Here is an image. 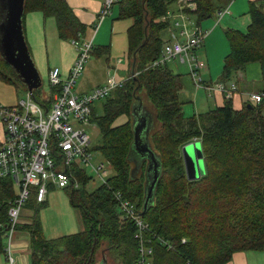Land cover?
Masks as SVG:
<instances>
[{"label":"trees","instance_id":"obj_1","mask_svg":"<svg viewBox=\"0 0 264 264\" xmlns=\"http://www.w3.org/2000/svg\"><path fill=\"white\" fill-rule=\"evenodd\" d=\"M221 1L191 0L192 6L183 7V11L195 17L198 25L222 10ZM176 2H115L119 4V18L133 19L127 30L131 74L100 99L104 100L102 115H98L99 100L93 106V120L101 128L102 140L92 144L112 173L105 183L89 191L86 185L91 178L80 169L77 177L81 186L65 188L70 202L81 210L84 229L75 233L47 238L38 214L46 202H39L36 193L32 194L25 204V208L34 210L30 223L18 224L30 233L31 264H96V249L105 242V248L120 264H143L138 226L122 210L117 197L120 193L122 199L134 203L141 215L147 163L137 170L130 156L137 91H145V100H141L153 112L150 140L162 160L154 202L141 215L147 225L142 231L143 243L152 249L148 255L151 264H225L236 252L264 249V97L259 103H245L241 109L227 97L221 106L184 114L181 74L170 69L171 59L156 64L171 40V21L162 17ZM36 10L56 19L61 39L85 38L87 25L66 0H25V12ZM246 13L250 22L245 30L229 27L225 31L230 50L224 58L220 82L232 80L247 64L259 62L264 94V0L251 1ZM92 52L102 56L109 50L107 46H94ZM188 70L191 75L189 66ZM0 76L27 90L1 56ZM52 92L44 93L40 100L51 104ZM122 115L129 118L115 124ZM195 139L202 143L206 171L198 178H189L182 146ZM15 192L12 180L0 178V258L6 249L9 201Z\"/></svg>","mask_w":264,"mask_h":264},{"label":"built area","instance_id":"obj_2","mask_svg":"<svg viewBox=\"0 0 264 264\" xmlns=\"http://www.w3.org/2000/svg\"><path fill=\"white\" fill-rule=\"evenodd\" d=\"M116 1L103 0L95 29L112 11ZM176 3L178 8L168 11L162 17V20L171 21V40L164 47L161 61L156 64L168 59L180 60L190 67L191 76L199 86L208 91L221 90L226 97L231 98L237 90L235 83H207L201 76L205 63L199 59L198 50L208 31L200 28L189 18L192 16L183 11V7L192 6L191 0H177ZM226 12L228 8L220 10L218 16ZM71 42L76 48V58L68 75L63 76L61 68L57 66L49 69L50 92L53 90L51 104L37 100L34 92L28 89L26 96L16 104H0V118L5 128L4 137L0 139V178L12 180L16 191L15 197L9 201L5 259L0 264L15 263L12 249L14 233L21 221L25 204L34 192L39 202H46L51 189L80 187L77 177L80 169H85L90 178L96 173L103 180L102 183L112 173L104 161L96 159L87 127L96 124L93 120L95 103L106 98L121 82L113 77L89 92H78L76 83L86 69L94 44L92 39L86 37L74 38ZM263 97V93L251 95L254 103H259ZM117 197L122 210L138 226L142 263L151 264L148 255L152 249L144 245L142 238V231L147 225L134 203L122 199L120 193Z\"/></svg>","mask_w":264,"mask_h":264},{"label":"rangeland","instance_id":"obj_3","mask_svg":"<svg viewBox=\"0 0 264 264\" xmlns=\"http://www.w3.org/2000/svg\"><path fill=\"white\" fill-rule=\"evenodd\" d=\"M115 6L119 7V4L116 3ZM172 7L174 9H177L178 5L176 7V3H173ZM111 14L107 17L113 19V16ZM192 17L189 16V18ZM193 18L195 20V17ZM176 30L178 31L179 27H177ZM91 32L95 34V32H97V29L93 28ZM112 33L114 36L115 44L118 45V48H120L121 46H125L122 49L125 50L122 53L123 56L121 57V55L118 56L113 55L108 61L107 57L97 56L93 52H91L90 58L93 57L94 59L93 61H91L93 62V66H92L93 68H91L92 70L91 72H89L90 76L88 75L87 69H85L83 75L78 79L76 83V88L78 90L80 88L82 90H84V88L88 89V87L91 84L96 82L106 83V81L109 78H113V77L117 81H124L127 78L129 73V65H130L128 53H127L129 48V43L127 38H126L127 42H124V44L120 41L121 36L123 38V35H121L119 32L112 31ZM24 34H25L26 44H28V47L32 54L33 61L36 65V68L42 80L41 87L36 89L35 92L37 100H40L42 99L44 93L50 92L49 68L57 66L60 67L62 71H65L63 67H65L71 61V59L76 56V48L74 47L72 42L71 43L69 42L70 44L69 43L64 44L63 51H61L59 43H67V42H62L63 40L59 38L57 33L56 20L54 19V17H44L42 12L36 11L33 12L32 14H29V12H25ZM164 35H166V31L164 32ZM110 38H111V29L108 31L107 36H102L100 38L102 40H105L104 43L99 42L96 43V45L102 46L103 44H109ZM218 50H219L218 47L213 48L212 55H216ZM120 57L123 58V62L122 61L120 62ZM224 57L222 61L219 63L218 67L216 65L211 67L214 73L215 71L219 72L218 76L222 73ZM90 58H88V60ZM100 60H102V62H98ZM88 63L89 61L86 63V67ZM168 65L170 69L173 70L174 72H176L177 67L180 66H184V68L187 67V64L182 63L180 60L177 59L169 60ZM183 72L184 71H182V74H184ZM201 76L202 77L204 76L203 78L205 79L209 78V75L205 76V71L201 72ZM218 76L216 77V79H218ZM182 83H183L182 100L186 101V103L183 104V111L186 116H190L192 114L199 112H204L210 109V107H207L209 96L205 88H203V86H199L194 81V79L190 74L188 76V73L187 75L185 74L183 75ZM185 89L186 92L184 93ZM26 93L27 90H25L24 87H16L14 84L6 82L0 76V104L3 105L16 104L20 98L26 96ZM137 93L138 96H140L145 100L146 97L145 91H137ZM196 95H197L198 103L194 101ZM144 100L142 101L145 108L153 114L150 106L145 104ZM103 102L104 100H99L96 103L98 108V115L103 114ZM128 118L129 117L127 115H122L119 118H117L115 124L123 123ZM157 123L160 126V123L159 122ZM1 126L4 130L5 128L2 119L0 118V127ZM87 130L91 137L92 144L93 145L99 144L102 140V131L100 126L98 124L88 126ZM3 137L4 134L2 137H0V139H2ZM95 157L97 160L104 161L105 164L109 167L110 171H112L111 166L103 159L100 153L96 152ZM102 182L103 180H101L96 175V173H94L93 177L87 183L86 188L89 191H92L96 189L98 186H100ZM32 214H34V210L25 208L24 213L21 217V221L22 218L23 220H25L26 218L27 221H30ZM38 214L42 221L44 234L47 238H54L64 234L75 233L84 229L80 208L73 206V204L70 202L68 191H66L63 188H54L49 191L47 201L46 203L40 206ZM105 246H107L106 242L100 248L96 249V252L94 254L96 263L120 264L114 257L112 251L105 250ZM103 251L105 252L103 253ZM103 256L105 257L106 262H103Z\"/></svg>","mask_w":264,"mask_h":264},{"label":"crops","instance_id":"obj_4","mask_svg":"<svg viewBox=\"0 0 264 264\" xmlns=\"http://www.w3.org/2000/svg\"><path fill=\"white\" fill-rule=\"evenodd\" d=\"M66 1L73 8L75 14L78 16L80 21H82L84 24L87 25V34L85 37L88 39H92L95 47L98 46L96 45V43H99V42L104 43L105 40H102L100 38L102 36H107L108 31L111 29L110 43L102 45V46L108 47L109 53L108 55H102L103 57H107L109 61V59L113 55L114 56L121 55V57L123 56L122 53L125 50H122V49L125 46H121L122 48L121 47L118 48V45L115 44L112 31H117L121 35H123V38L121 36L120 41L124 44V42H127L126 38L128 40V37L126 36L127 30L133 23V19L119 18V7L115 6L114 4L112 11L107 15L109 16L112 13L111 15L113 16V19L108 18L106 16L102 20L103 23L101 22L97 26L96 28L97 32H95L94 34L91 31L93 28H95L94 25L97 21L98 14L103 7V0H66ZM251 1H259V0H223L220 3L222 4V7H223L222 9H224V7L228 8V12L224 13L221 17H219L218 16V12L220 11L219 10L216 12L215 15L212 16L213 18L209 17L208 19L203 20L200 24H198L200 28L204 29V31H208V34L205 37L202 47L198 50V55H200L201 57L199 58L205 63V67L203 69V71H205V76L209 75V78L207 79L203 78L205 82L207 83H215L214 81L220 82L221 74L218 76L219 72L215 71L214 73L211 67L214 65L218 67L223 57L226 56L227 52L229 51L230 45H229L228 39L225 34L226 29L229 27H232V28H239V29L245 30L247 28V25L249 24L250 19L246 12L249 7V3ZM176 7H177V4H176ZM173 10H176V9L173 8ZM36 11H33V12H36ZM33 12L30 11L29 14H32ZM37 12H41V11H37ZM192 19L194 20L193 17ZM131 20H132V23H131ZM194 22L196 21L194 20ZM62 42H67V43H59L61 51H63L64 44H68L69 42L71 43L70 40H63ZM216 47H218L219 50L216 55H212V50L213 48H216ZM121 57H120V62L121 61L123 62V58ZM75 58L76 56L73 57L71 61L65 67H63L65 71H62L61 69L63 76L68 75ZM93 60H94L93 57H91L88 60L89 63L87 64V67H86L89 76H90L89 72H91L92 70L91 68H93L92 67L93 62H91ZM98 62H102V60ZM187 67L185 68L184 66L177 67L176 73H180L182 78H183V75L184 74L187 75V73L189 76V70ZM182 71H184L183 72L184 74H182ZM130 74H131V68L129 65V73H128L127 78L130 76ZM217 76H218V79H216ZM118 82H123V81H118ZM103 83L104 82L102 83L96 82V83L91 84L88 87V89L84 88V90H82L80 88L78 90L76 88V90L80 93H86V92L91 91L94 87L101 85ZM224 83L226 85H229L230 83L236 84L237 90L231 98L233 99L234 107L236 109H241L245 103L253 102L251 99L252 94L261 93L263 89V74H262L261 64L259 62H251L247 64L244 68L240 69L237 72V74L232 80L228 82H224ZM182 89H183V86H182ZM205 90L207 91L208 96H209L207 107H210V109H212V108H215L217 106H221L222 104H224L225 98L227 97L223 91L221 90L208 91L206 88ZM185 92H186V89L184 90V93ZM182 94H183V91L181 90L180 91L181 100L183 96ZM182 101L184 102V104L186 103L185 100H182ZM194 101L198 103L197 95L194 98ZM3 134H4V130L1 126L0 127V137H2ZM24 210L25 208L23 209L22 215L24 213ZM27 223H30V221H27L26 218L25 220H23L22 218L21 224H27ZM12 245H13L12 247L13 254L15 257L14 264H31L30 233L28 232V230H26L23 227H18L14 233ZM4 259H5V256L2 255L0 258V262L4 261ZM225 264H264V249L263 250H246V251L236 252L233 255L232 259Z\"/></svg>","mask_w":264,"mask_h":264},{"label":"water","instance_id":"obj_5","mask_svg":"<svg viewBox=\"0 0 264 264\" xmlns=\"http://www.w3.org/2000/svg\"><path fill=\"white\" fill-rule=\"evenodd\" d=\"M24 13L25 0H0V56L15 71L19 80L27 86L28 91L34 92L41 86L42 80L28 44H26ZM136 99L132 107L134 141L130 156L137 170L145 162L147 163L145 197L141 211V215H144L149 204L154 202L156 185L162 174V160L150 140L155 122L154 116L145 108L140 96ZM182 155L189 178H198L205 173L206 166L201 141L193 140L184 144ZM94 252L93 247L92 253ZM104 261L106 262L105 257H103Z\"/></svg>","mask_w":264,"mask_h":264},{"label":"flooded vegetation","instance_id":"obj_6","mask_svg":"<svg viewBox=\"0 0 264 264\" xmlns=\"http://www.w3.org/2000/svg\"><path fill=\"white\" fill-rule=\"evenodd\" d=\"M105 250L107 251L108 249L107 248H105ZM105 251H103V253H104ZM104 257V256H103ZM105 262V261H104Z\"/></svg>","mask_w":264,"mask_h":264}]
</instances>
